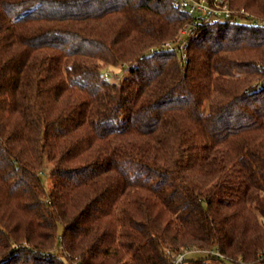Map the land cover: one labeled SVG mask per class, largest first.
Segmentation results:
<instances>
[{"label":"trees","instance_id":"16d2710c","mask_svg":"<svg viewBox=\"0 0 264 264\" xmlns=\"http://www.w3.org/2000/svg\"><path fill=\"white\" fill-rule=\"evenodd\" d=\"M228 3L0 0V264H264V0Z\"/></svg>","mask_w":264,"mask_h":264},{"label":"built area","instance_id":"2783aa9c","mask_svg":"<svg viewBox=\"0 0 264 264\" xmlns=\"http://www.w3.org/2000/svg\"><path fill=\"white\" fill-rule=\"evenodd\" d=\"M171 4L174 8L193 16L197 19H202L205 22H208L210 24L216 22V21H224L232 18V11L229 7L228 0H170ZM243 13V11H241ZM244 15L248 16L247 13H244ZM257 24H261V22L258 21H252ZM192 25H187L185 28L181 31V35L190 34L192 32ZM171 44L166 42L163 44V47H170ZM186 47H187V41H182L179 44V51L182 54V57L185 58L186 56ZM120 69L124 70V66L122 65ZM122 74H116L115 76L112 75L111 78L114 80H119L122 76ZM105 77H108V72H104ZM184 254H173L171 256L172 260L175 262V264L181 263L184 261Z\"/></svg>","mask_w":264,"mask_h":264},{"label":"rangeland","instance_id":"374dc122","mask_svg":"<svg viewBox=\"0 0 264 264\" xmlns=\"http://www.w3.org/2000/svg\"><path fill=\"white\" fill-rule=\"evenodd\" d=\"M181 33V32H180ZM123 64H118L115 68H112L110 71L113 72V75L115 76L116 74H122V70L120 69H123L121 68ZM124 66V65H123ZM121 71V72H120ZM49 169H50V166L49 165H46L40 172H39V175L40 177L42 178L43 182H44V185L46 188L50 187L51 183H50V174H49Z\"/></svg>","mask_w":264,"mask_h":264},{"label":"water","instance_id":"95a60500","mask_svg":"<svg viewBox=\"0 0 264 264\" xmlns=\"http://www.w3.org/2000/svg\"><path fill=\"white\" fill-rule=\"evenodd\" d=\"M103 73L105 72V70L102 71Z\"/></svg>","mask_w":264,"mask_h":264}]
</instances>
